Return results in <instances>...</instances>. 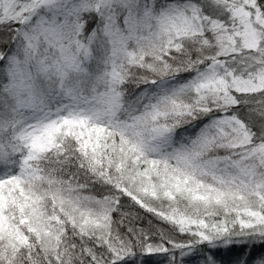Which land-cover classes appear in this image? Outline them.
<instances>
[{
    "label": "snow or ice",
    "instance_id": "obj_1",
    "mask_svg": "<svg viewBox=\"0 0 264 264\" xmlns=\"http://www.w3.org/2000/svg\"><path fill=\"white\" fill-rule=\"evenodd\" d=\"M0 264H264V0H0Z\"/></svg>",
    "mask_w": 264,
    "mask_h": 264
},
{
    "label": "trees",
    "instance_id": "obj_2",
    "mask_svg": "<svg viewBox=\"0 0 264 264\" xmlns=\"http://www.w3.org/2000/svg\"><path fill=\"white\" fill-rule=\"evenodd\" d=\"M133 211L135 212L136 210L133 209ZM140 215H141V216H146V214H145L142 210H140ZM148 219H152L151 216H147V218H146L145 221H144L145 224H147V220H148ZM153 222L155 223V221H153ZM150 259H151L152 261H154V262H158V261H160V260H163L164 257H163V256H159V257H157V256H153V257H151Z\"/></svg>",
    "mask_w": 264,
    "mask_h": 264
}]
</instances>
